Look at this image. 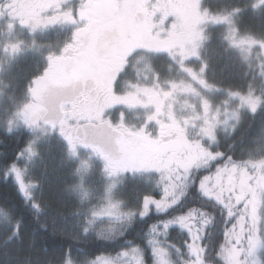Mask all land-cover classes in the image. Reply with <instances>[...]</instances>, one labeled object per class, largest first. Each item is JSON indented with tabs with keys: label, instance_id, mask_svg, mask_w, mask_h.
I'll return each mask as SVG.
<instances>
[{
	"label": "rangeland",
	"instance_id": "374dc122",
	"mask_svg": "<svg viewBox=\"0 0 264 264\" xmlns=\"http://www.w3.org/2000/svg\"><path fill=\"white\" fill-rule=\"evenodd\" d=\"M76 11V7L73 9L70 7L64 12H46L36 18L19 15V19L16 21L6 23L9 25L8 29L1 28L3 31H0V130L9 134L22 130L29 132L30 140L21 151L19 157V160L25 164H30L44 140L48 139L50 134L54 135L50 129L51 125L48 122H42V117L34 116L28 120L31 113L29 107L32 105L31 102L34 98L33 91L36 88V83L41 79L43 72L36 75L30 85L26 86L25 94L23 93L27 98L25 102L24 99L21 101L22 98L16 99L13 97L7 79L11 71L15 69V64L18 61H22V56L31 55L33 57L43 55L52 30H57L61 33L68 31L69 38L75 40L78 31L72 28L74 27L73 24H76L77 21V18H75ZM235 13L231 10L223 11L215 16L206 13L207 17L204 16L201 22V25L205 27L203 35L183 42L175 39L164 41L167 42V46L171 47L173 55H170L166 51H151L149 45L145 44V52L134 55L125 65L123 61V66L120 68V71L122 70L121 73L118 70L111 77L108 75L106 80L108 82L107 87L110 101H125L127 104H130L135 99L137 100L135 101L136 107L132 109L127 108L125 111L114 108L107 109V106L96 102L97 98L94 100L93 96L88 103L86 101L83 102L81 109L86 110L87 106H92V115L103 118L107 121L106 124L115 131L120 127V129L127 130V133H137L140 131L144 133V130L145 137L147 138L145 143L148 141H158L160 146H166L161 154L164 159L169 157H172L173 160L197 158L200 156L201 150L204 153L210 154L212 158L209 159L207 167L199 169L193 167L190 170L192 178L199 180L203 176H208L212 182L219 179L226 189L224 193L225 198L234 188H236L237 194L242 189L247 191L246 200L252 199V194L255 193L258 200L259 214L261 217H264V143L262 144L260 154L249 158L247 162H243L240 166L236 165L239 163L232 164L230 161L216 164L224 156L217 150L219 135H231L238 127L241 113L253 112L242 104L239 97L228 95L230 91H238L224 90L210 83L205 63L200 57V49L206 40V32L210 28L209 26H224L228 31V38L233 48L242 53L256 73L264 79V47H261L259 43H252L253 40H264L257 39L251 35H239L238 31L234 28L233 15ZM73 41L70 45H72ZM162 43L157 42L153 46L155 47ZM23 47H28L29 49L23 51ZM193 51H195V55L192 54ZM51 57H53L52 54L49 55L50 59ZM141 57L148 59L153 72L140 73V70L144 68V61L141 60ZM202 67H205V71L203 72H201ZM185 69H191L192 71L188 72ZM156 73L159 74V79H157ZM111 80H113L114 86L111 85ZM133 85L141 89H149L151 93L144 94L141 92L135 97L129 96V93L135 91V88L132 87ZM72 90H69V92ZM90 90L93 94L98 93V91H93V89ZM249 92L254 96L262 98L261 93L257 94L254 88L240 93L247 95ZM86 93L88 92L81 94ZM165 93H169V95H165ZM79 97V93L73 96L72 101L75 100V102L71 104L72 107L78 105ZM54 98H58L57 94H55ZM92 99L94 103L91 101ZM206 102L207 107H205ZM64 108L61 111H64ZM113 137L114 141L111 138L106 141L108 143L113 141L117 148L113 145L108 154L114 159H118L121 153L117 141L130 139L126 134H123V136L120 134V137L113 135ZM196 145H199V148H196ZM73 148L69 146L66 150L67 155L75 162L78 177L75 192L84 203L91 202V209H89L87 214L89 221H92V223L88 222L89 226H92L89 230L95 229L101 221L120 222L114 216L94 215V213L103 212L107 209L110 201L112 203H119V210L121 212L134 211L141 208L142 203L141 205L130 207L118 197V195L123 194L120 189L127 184L130 178L133 177L134 179L132 180L138 184L144 183L147 186L149 185L152 191L158 190L159 196H152L153 199H164V188L175 180V175L170 180L166 177L165 173L157 172L155 169L148 171L143 169L132 170L130 171L131 174L122 171L117 172L116 175H109L105 169V160L102 154L90 151L89 149L78 150L76 148H74L73 152ZM28 149H31V151H28ZM144 155L145 158H150L151 156V154ZM207 158L205 157V159ZM13 166L22 174L21 180L27 186L25 191L21 190L20 182L17 181L16 175L12 171ZM13 166L9 167L7 175L11 176L18 184L26 201L33 204L36 186L32 183L28 174H26V167L17 164ZM171 167L175 170L176 164L172 163ZM176 175H180L182 178L183 170L180 169L176 172ZM162 177L164 178L162 179ZM176 182L179 183V181ZM110 188L111 191H109ZM122 190L128 191L129 187H125ZM127 195L130 196L129 194ZM126 201L129 202L128 200ZM232 203H234V200ZM244 203L245 201H242L234 209L237 216L240 214L239 210L243 209ZM150 212L163 214L156 210L155 205L151 207ZM146 217L142 218L136 215L130 224L126 222L123 224L130 226L135 220ZM171 227L179 226L174 225ZM260 228L261 231L258 233V238L264 241V223L260 225ZM162 236L164 235H159L160 240ZM150 239L152 238L149 237L145 244L146 250L149 251L150 262L147 261L144 249L136 245H131L128 248L138 247L142 249L146 264H153L154 261L152 246L148 243ZM242 242L243 248L246 251L248 247L247 230H245ZM160 246L169 250L170 255L166 258L170 260L171 264H185L188 260L187 256H184L185 253H182L180 250L173 249L171 251L162 243ZM118 255L111 257H117ZM256 256L264 261V246L258 248ZM244 258V254H241L240 259L244 260ZM92 261L87 264H91ZM122 264H135V261L131 257H124L122 258Z\"/></svg>",
	"mask_w": 264,
	"mask_h": 264
},
{
	"label": "trees",
	"instance_id": "16d2710c",
	"mask_svg": "<svg viewBox=\"0 0 264 264\" xmlns=\"http://www.w3.org/2000/svg\"><path fill=\"white\" fill-rule=\"evenodd\" d=\"M77 3V0H0V31H3L1 28L8 29L6 23L16 21L19 15L35 18L46 12H62ZM256 3L257 0H202V8L209 9L211 13L236 12L233 15L234 28L239 35L264 40V5L254 8ZM57 32L52 30L51 37ZM200 57L211 84L238 92L254 88L264 100V79L242 53L233 48L224 26H213L208 30ZM25 58H21L22 61H18L15 69L8 74V85L16 99L23 97L31 79L44 69L42 57ZM29 136L25 130L11 134L0 130V264H87L97 256L118 255L131 245L144 249L150 262L145 244L153 236L171 251L180 250L190 259L185 245L187 234L180 227H170L161 240L159 235L150 234V230L155 224L158 232L162 233L163 221L183 214L191 207H202L215 217L214 224L208 229L212 235H206L204 241L208 249L207 264H215L217 257L214 248L222 227V210L203 199L198 186L189 189L181 202L167 213L150 212L146 218L137 219L130 226L121 222L101 221L95 229L89 230L92 226L88 224L87 214L91 202L84 203L75 192L78 180L75 162L68 159L58 140L46 139L32 162L25 164L19 157L30 140ZM263 143L264 103L256 113H241L238 127L231 135H219L217 150L224 156L216 164L230 161L240 166L260 154ZM15 164L26 167V174L36 186L33 204L26 201L18 184L7 175L9 167ZM125 187H129V190H122ZM120 190L123 194L118 197L130 207L141 205L146 195L159 196L158 190L152 191L149 185L133 180ZM233 190L236 193V188ZM233 190L226 195V199L233 194ZM109 228L115 230V238L100 239L97 233L106 232ZM238 247H244L242 239Z\"/></svg>",
	"mask_w": 264,
	"mask_h": 264
},
{
	"label": "flooded vegetation",
	"instance_id": "af4514ba",
	"mask_svg": "<svg viewBox=\"0 0 264 264\" xmlns=\"http://www.w3.org/2000/svg\"><path fill=\"white\" fill-rule=\"evenodd\" d=\"M77 2L75 17L77 21L72 28L78 31L77 37L75 40L69 36L54 37L46 43L47 47L45 46L43 53V75L35 85L28 120L34 116L42 117V122H48L51 125V132L54 133L49 136H57L66 148L72 146L78 150L89 149L99 154H108L113 145L116 146L113 143L115 140L113 135L120 137L123 133L130 140L133 137L124 129H120L121 127L115 131L103 118L92 115V106H87L86 110H82L81 106L85 101L88 103L93 96L94 100L97 98L96 102L107 106V109L125 111L127 108L137 106L135 99L132 100L133 103L127 104L125 101H110L108 96L106 78L120 71L123 66L120 65L121 52L133 43L148 44L151 49L157 42L174 39L183 42L198 38L205 30L201 22L204 16L207 17L206 13L213 16L216 14L210 13L209 9H202L200 7L202 0H77ZM148 37H155L156 40L149 41ZM144 47H135L124 58V65L134 55L145 52ZM25 49L29 48L23 47V51ZM51 54L53 57L50 59ZM111 85L114 86L113 80ZM90 89L98 93L93 94ZM84 92L89 94H81ZM78 93L79 103L72 107L71 104L75 102L72 98ZM55 94L58 96L57 99L54 98ZM94 100L91 101L94 103ZM62 108L64 111H61ZM143 132L145 137V131ZM109 138L113 139L110 143L106 141ZM130 171L132 170H127V173H131Z\"/></svg>",
	"mask_w": 264,
	"mask_h": 264
},
{
	"label": "snow or ice",
	"instance_id": "6c2138e0",
	"mask_svg": "<svg viewBox=\"0 0 264 264\" xmlns=\"http://www.w3.org/2000/svg\"><path fill=\"white\" fill-rule=\"evenodd\" d=\"M264 5V0H257V3L253 5L254 8H258ZM149 41H155V37H148ZM252 43H259L261 47H264V41H255ZM146 46L145 44L133 43L128 48L124 49L120 54V65H123L124 58L127 57L135 47ZM151 51H166L170 55H173L171 47L167 46V42L158 44V46L152 47ZM195 55V51L192 53ZM144 61V68L140 70V73L153 72L151 64L148 59L141 57ZM118 65V68L119 66ZM183 67V65L181 64ZM185 71L191 72V69H185ZM205 71V67L201 68V72ZM159 79V74H155ZM135 91L129 93V96L135 97L141 92L144 94H150L151 90L141 89L136 85L132 86ZM175 87V85H173ZM169 95V93H165ZM229 96L239 97L242 104L247 106L253 113H255L258 107L264 103L261 97L254 96L251 92L247 95H242L240 92H229ZM207 107V102L205 103ZM20 115V114H18ZM127 131V130H124ZM123 136V133H121ZM133 137L131 140H118L117 143L120 147V157L114 159L110 154H103L105 160V169L109 175H116L117 172L127 170H140L145 171L155 169L157 172L165 173L168 179H172L175 175V180L164 188V199H153L151 195H146L143 198L141 208L137 210H130L121 212L119 210V203L109 202V207L103 212L94 213L95 216L108 215L114 216L116 220L121 223H131L136 215L140 217H146L151 211V207L155 205L158 212L167 213L170 209L177 206L186 193L194 186H198V191L203 199L210 201L213 207L221 208V228L219 233V239L215 244V255L217 257L215 264H264V261L257 258L256 253L258 248L264 246V241L258 238V233L261 231L260 225L264 223V217L259 214L258 200L255 193L252 194V199H247L248 192L241 190L239 194H236L233 190V195L225 198L226 189L220 183L219 179L215 182L211 181L208 176H203L202 179L197 180L192 178L191 169L193 167L199 169L208 166L209 159L212 157L208 153H204L201 150V154L197 158L187 159H175L172 157L167 159L162 158V153L165 147L159 145L158 141H147V138L143 136V133H128ZM71 144V141H69ZM199 148V145L195 146ZM31 151V149H28ZM74 152V148H73ZM144 154H151L150 158H145ZM205 157H208L205 159ZM176 164V169L173 170L171 165ZM180 169L183 170V177L176 175ZM12 171L16 175L17 181L20 182L22 191L26 190V185L21 180V172L13 166ZM164 177H162L163 179ZM176 181H179L177 183ZM111 191V188L109 189ZM27 194V193H26ZM233 198L236 203H232ZM242 201H245L244 207L237 216L234 209L237 208ZM215 217L212 213H209L202 207H191L185 213L174 216L170 219H166L163 223V233L158 232L157 225L153 224L150 230L151 233L156 235L167 234L171 226L178 225L181 230L187 234L185 241L187 255L190 257L185 264H207L206 254L208 249L204 243L205 237L211 236L212 233L208 231L209 226L213 225ZM92 223V221H89ZM229 225H231L229 227ZM247 230V250L243 247H238V243ZM122 234V233H121ZM98 237L102 240H111L115 238L116 232L114 229L109 228L106 232L100 231L97 233ZM131 243V242H129ZM152 246V254L154 257L153 264H171L167 259L170 255L169 250L160 246L161 242L158 241L155 236L148 241ZM241 254H244V260L240 259ZM131 257L135 261V264H146L144 260L143 250L138 247H132L126 251L121 252L117 257L111 256H97L91 264H122V258Z\"/></svg>",
	"mask_w": 264,
	"mask_h": 264
},
{
	"label": "clouds",
	"instance_id": "9594fccd",
	"mask_svg": "<svg viewBox=\"0 0 264 264\" xmlns=\"http://www.w3.org/2000/svg\"><path fill=\"white\" fill-rule=\"evenodd\" d=\"M68 247L70 248L71 247V244Z\"/></svg>",
	"mask_w": 264,
	"mask_h": 264
}]
</instances>
